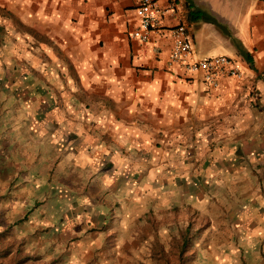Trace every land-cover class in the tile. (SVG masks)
I'll use <instances>...</instances> for the list:
<instances>
[{"label": "crops", "instance_id": "obj_1", "mask_svg": "<svg viewBox=\"0 0 264 264\" xmlns=\"http://www.w3.org/2000/svg\"><path fill=\"white\" fill-rule=\"evenodd\" d=\"M176 1L196 58H233L240 79L222 78L209 89L178 67L167 69L171 40L165 31L146 44L129 36L136 0H0V31L21 40L18 29H24L29 73L34 76L38 57L44 61L42 101L52 106L47 121L66 129L47 131V138L72 143L48 150L55 172L40 184L47 193L28 224L40 226L48 239H76L75 258L104 251L108 234L138 233L145 187L155 181L147 176L151 171L203 167L211 153L212 159L248 155L256 160L253 168L264 167L254 156L264 137V0ZM164 25H174L173 19ZM209 138H226L221 152L208 149ZM129 236L126 241L133 240Z\"/></svg>", "mask_w": 264, "mask_h": 264}, {"label": "rangeland", "instance_id": "obj_2", "mask_svg": "<svg viewBox=\"0 0 264 264\" xmlns=\"http://www.w3.org/2000/svg\"><path fill=\"white\" fill-rule=\"evenodd\" d=\"M190 1L216 5L220 0ZM18 32L24 40L23 27ZM14 36L0 31V264H264V167L253 168L256 160L248 155L212 159L211 153L203 167L151 171L147 176L155 181L145 187L138 233L108 234L106 249H94L87 259L73 257L76 239L64 236L63 241V234L48 239L40 226L31 229L30 212L40 208L47 193L40 184L55 172L48 150L72 143L47 138V131L66 129L47 121L52 106L42 101L47 95L41 88L43 59L38 57L31 75L26 45ZM17 40L21 47L14 52ZM206 140L211 152L226 145V138ZM257 151L254 156L264 160V137H258ZM233 163L238 169H232ZM128 236L133 240L126 241Z\"/></svg>", "mask_w": 264, "mask_h": 264}, {"label": "built area", "instance_id": "obj_3", "mask_svg": "<svg viewBox=\"0 0 264 264\" xmlns=\"http://www.w3.org/2000/svg\"><path fill=\"white\" fill-rule=\"evenodd\" d=\"M136 24L130 33L132 40L146 44L154 35L166 32L171 40L167 69L178 67L184 75L198 79L209 89H217L222 78L240 79L242 71L237 60L228 56L196 58L192 35L182 9L176 0H136ZM173 19L166 27L164 21Z\"/></svg>", "mask_w": 264, "mask_h": 264}, {"label": "trees", "instance_id": "obj_4", "mask_svg": "<svg viewBox=\"0 0 264 264\" xmlns=\"http://www.w3.org/2000/svg\"><path fill=\"white\" fill-rule=\"evenodd\" d=\"M201 16L200 15H198V17L197 18H200ZM234 42V44H236V42L235 41H233ZM237 46V45H236ZM238 51H239V53L240 54H242V56H244V58L246 59V61H247V63L250 65V67L252 66V64H251V61H250V59H249V56L248 55H245L244 53H243V51L238 47Z\"/></svg>", "mask_w": 264, "mask_h": 264}]
</instances>
